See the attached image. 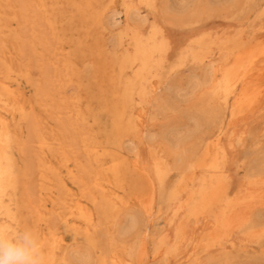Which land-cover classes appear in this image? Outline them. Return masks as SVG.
Returning a JSON list of instances; mask_svg holds the SVG:
<instances>
[{
	"label": "rangeland",
	"instance_id": "rangeland-1",
	"mask_svg": "<svg viewBox=\"0 0 264 264\" xmlns=\"http://www.w3.org/2000/svg\"><path fill=\"white\" fill-rule=\"evenodd\" d=\"M44 1L0 0V22L1 19L6 21V26L3 28L17 32L16 37H10L7 43L9 44L7 57L13 68L12 77L14 82L19 83L16 86H19L29 111L32 110L33 119L31 120L34 121L41 137L40 140L39 137L36 138L28 122L21 119L19 121L22 122L23 132L16 131L18 135L20 133L19 139H14V134L6 138L4 146L18 162L20 168L30 160L33 163H29L26 177L19 176L21 181L25 180L26 190H9L1 196L4 203L8 205V210H0V224L13 229L29 225L39 231L42 230L47 236L46 239L53 242L56 263L60 252L74 244L72 234L89 225L84 220V216L87 215L85 210L89 209L93 216L95 224L93 231L96 240H99L100 233L102 236H107V241L103 239L104 237L101 238L103 244L101 239L97 241L101 248V244L104 247L108 245L110 234L115 231L120 217L128 210L145 211V204L150 202L152 196L151 199L154 198L155 205L153 204V222L149 228L150 236L146 251L133 248L137 246L133 241L131 243L133 247L126 245L127 247L116 251H110L108 246L105 247L108 249L106 251L103 247L106 252L104 253L106 261L101 264H154L157 260L159 262L155 264H170L165 253L161 255L157 252L155 241L166 220L168 223L170 221V213L167 211L168 203L161 195L157 180L153 185L138 183V177L132 172L130 160L134 158V155L129 153L128 148L129 141L133 140L132 135L140 120L138 114L144 106L147 110L149 109L147 124L153 131L174 124L176 131H182L184 134L185 138L181 141L180 149L185 154L187 148H194V143L201 145L216 138L215 134L196 132L195 122L201 121L207 127H212L216 120L219 121L222 116L225 118L228 111H220V106L212 97L205 101L203 98V94H206L205 89L199 88L197 93H194L187 88L189 92L180 91L176 93L179 95L176 97L174 93H170V98L160 94V91L156 93V87L163 85L164 81L172 83L173 88L184 86L188 70L194 67V63L189 59L182 66L171 70L167 78L155 77L146 83L149 102L146 100L143 103L135 96L134 102L132 100L129 106L127 102L124 107L126 109L122 108L119 105V97L122 98L127 94L126 84L128 77L132 74L131 69L121 71L120 67L124 55L123 47L127 44L123 47L117 45L120 38L125 43L129 40L124 30L127 21L122 0H76L79 6L75 5L72 8L67 7L66 3L65 5L60 4L58 0ZM82 4L84 10L82 7L79 8ZM184 6L187 13L178 16L180 22L177 18V26L175 23H172L174 26L168 25L170 31L177 37L206 23L228 25L233 21H243L247 24V21L251 19L255 21V16H257V23H264V0H229L228 3H220V5L212 4L210 0H190ZM109 8L116 9L118 13V23L111 30L106 24L104 25L103 19V12ZM139 11L152 20V14L146 8H140ZM183 16L193 18L189 17L184 20ZM48 20H51L53 25ZM210 54L213 55L214 52ZM7 57L2 60H7ZM220 76L221 73L216 72L215 78L219 79ZM150 83L155 84L152 86ZM37 84L40 87L38 93L35 90ZM155 93L156 96H154ZM201 95L203 97H200ZM3 111L9 115V112L4 109ZM153 120H156L155 123ZM117 122L123 127L121 132H117L114 125ZM244 128L245 134L235 142L236 156L231 165V171L237 183L245 174L264 175V114L253 121L252 126ZM209 129L211 128L204 130ZM189 131L192 132L191 136H188ZM41 140L44 141L43 144ZM133 141L138 145L139 152H148L146 144L138 143L135 139ZM117 142L124 146L123 150L127 158L125 166L123 165L118 172L110 168L109 156L112 153L116 154L119 150ZM25 147L28 150H25ZM90 149L92 151L88 155L87 152ZM176 177V171H171L166 184L172 183ZM80 202H84L83 205ZM78 203L82 205V211L77 208ZM100 205H104L107 212L106 217L100 214ZM258 208L263 218V207ZM53 212L54 216L51 219L49 217L53 215ZM66 221H75L78 225L75 227L73 225V230H71L64 227ZM70 222L67 224L71 225ZM238 232H236L234 244L223 249V252L218 250L212 254L203 250L204 246L199 245L200 249H194L191 251L193 253L188 255L189 260H187L188 257H183L179 261L182 259L181 264H264V237H261L263 240L259 237H251V240L255 239L252 241L248 239L250 242L244 240L243 232ZM196 236H200L198 231ZM77 244L74 245L78 246ZM194 244L190 243L189 247L195 246ZM85 245L92 249L91 244ZM134 252L137 254L133 255ZM180 254L183 253L178 251L174 257L178 258ZM153 257L156 259L154 260Z\"/></svg>",
	"mask_w": 264,
	"mask_h": 264
},
{
	"label": "bare ground",
	"instance_id": "bare-ground-1",
	"mask_svg": "<svg viewBox=\"0 0 264 264\" xmlns=\"http://www.w3.org/2000/svg\"><path fill=\"white\" fill-rule=\"evenodd\" d=\"M128 1L127 3V0H122L127 21L126 29L124 30L129 36V40L125 43L120 38L117 45L123 47L127 44L123 47L124 55L120 67L121 71L131 69L132 74L127 80V94L122 96V98L119 97V105L124 108L128 102L129 106L135 96L145 103L149 99L145 86L146 83L155 77L167 78L171 70L180 65L182 66L189 59L194 63V67L188 70L184 86L173 88L172 83L161 81L164 84L160 87H156L155 85L157 91H154L156 93L160 91V94L166 96V98H170V93H174L173 95L176 97L179 96L176 93L180 91L189 92L187 88H190L194 93H197V89L199 88L201 90L205 89L207 95L203 94L204 97L203 95L200 97H203L205 101L212 97L220 106V111H228V115L225 118L222 116L219 121L216 120L214 125H211L212 127H207L205 123L196 121L195 125L197 127H194L196 132L215 134L216 138L201 145H195L194 143V148H187L185 154L180 149L181 141L185 138L182 131L177 132L174 124L153 131L150 125L147 124L149 109L147 110L146 106L143 105V110L141 113L139 112L140 120L137 128L134 130L132 139H135L138 143L146 144L148 152H139L135 141H129L128 151L134 155V158L130 160L132 172L138 177V183L143 182L153 185L155 180L158 181L159 190H161V195L164 197L165 202L168 203L167 211L170 213L169 223L166 220L161 232L156 237L157 252L161 255L165 253L170 264H181L183 261L182 259L179 261L180 258H187L191 251L200 249L201 246H204L203 250L212 254L218 250H222L221 252H223V249H227L234 244L233 241L236 238L237 231L244 233L243 237H245L244 240L246 239V241H250L251 237H259V239L263 240L261 237H264V217L260 216L262 212L258 210V207H263L262 210H264V175L250 176V174H245L239 183H237L231 171V165L236 156L234 153L235 142L245 134L246 130L244 127L252 126L253 121L264 114V23H257V16L254 18L255 21L251 19L247 21V24L243 21H229L230 24L228 25H210L206 23L196 29L190 31L188 29L189 32L186 31V34L177 37L170 31L169 24L175 23V26H177V18L180 22L178 16L185 15L187 9H185L184 5L190 2V0ZM210 1L212 4L220 5V3H228L229 0ZM58 2L64 5L66 3L69 8L78 5L76 0H58ZM149 4L152 7H147ZM82 6L83 4L79 8ZM140 8H146L152 14V20L143 15L139 11ZM133 10L138 13L135 20L130 19V13ZM45 11L47 12L48 10ZM117 14L116 9L113 8L106 9L103 12L104 25L106 24L110 30L114 29L118 23ZM183 17L184 20L189 17L193 18L191 16ZM48 21L53 25L51 20ZM0 26V210H8V205L4 203L1 196L9 190H26V182L25 180L21 181L19 176L23 175V177H26L29 163L33 162L30 160L27 163L28 165L25 162L23 167L20 168L18 162L4 146L6 138L8 135L14 134V139H19L20 133L18 135L16 131L23 132L22 122L19 121L21 119L28 122L29 128H32V131L34 130L36 138L39 137L40 140L41 137L34 121L31 120L33 119L31 115L32 110L29 111L25 99L22 98L19 86H16L19 83L14 82L12 63L7 57V52H9V44L7 43L10 37H16L17 32L3 28L6 26L4 19H1ZM57 33L61 35V33ZM119 35L121 37V33ZM210 52H214V54L211 55ZM4 57H7V60H2ZM216 72L221 73L219 79L215 78ZM151 84L153 86L155 83ZM39 89V84L35 85L37 93ZM156 93L154 96H156ZM2 108L9 112V115ZM153 121L155 123L156 120ZM114 125L117 128V132H121L122 125L120 126L119 122L114 123ZM206 128L211 129L206 131L204 130ZM122 133L127 134L125 132ZM191 133L188 136H191ZM41 141L43 144L44 141ZM117 145L119 149L117 153L109 155L111 161L110 168L116 172L122 169L127 160L123 150L124 146L118 144V142ZM24 149L28 150L26 147ZM90 151L92 150H88V155ZM103 153L105 152L103 151ZM31 165L33 166V164ZM173 170L176 171L177 177L172 183L167 185L168 174ZM154 186L153 190L155 189ZM151 198L150 202L145 204V211L128 210L120 217L121 219L116 223L115 231L110 234L108 247H105L109 248L110 251H116L119 248H125L126 245L133 247L131 244L133 241L137 244L133 248L146 251L145 248L150 236L149 228L151 222H153L152 218L154 214V198ZM80 203L76 204V206L82 211L84 202L81 203L82 205ZM100 209V214L106 217L107 212L104 205H100ZM85 211L87 215L84 216V220L89 225L83 230H76L72 234V240L74 244L78 243L77 247L82 250L81 259L87 261V264H101L106 261V259L104 260V253L106 252L103 250L104 246L102 245L103 240L101 238L104 237L103 239L107 241V236H102L101 233L100 237L99 235L97 236V239L99 237V240L101 239L102 242V247L100 248L97 244L99 240H96L93 231V228L95 229L93 216L89 212V209ZM81 214L84 215L85 213ZM36 215L39 216L37 213ZM72 215L77 216L78 214ZM52 216H54V212L49 218L52 219ZM75 221H66L64 227L73 230V225L74 227L78 225ZM67 222H70L71 225H68ZM100 225L102 224L100 223ZM50 230L54 231L53 229ZM197 231L200 234L199 237L196 236ZM38 232L41 237V243L50 254L54 264L56 254L53 249V242L46 239L47 236L42 230H38ZM60 239H62L61 236ZM83 243L87 245L91 244L93 250L90 249V246H86ZM190 243H195V246H192L193 248L189 247ZM63 250L60 252L58 259L62 255ZM105 250L107 251L108 249ZM178 251L183 254H180V257L176 258L174 256ZM134 253L133 255L137 254ZM140 254L143 255V253ZM173 257L174 259H171ZM189 259L190 257L187 258V260ZM157 261L159 262V260Z\"/></svg>",
	"mask_w": 264,
	"mask_h": 264
},
{
	"label": "clouds",
	"instance_id": "clouds-1",
	"mask_svg": "<svg viewBox=\"0 0 264 264\" xmlns=\"http://www.w3.org/2000/svg\"><path fill=\"white\" fill-rule=\"evenodd\" d=\"M74 244L63 250L56 264H87ZM0 264H53L41 243L38 230L29 225L18 229L0 224Z\"/></svg>",
	"mask_w": 264,
	"mask_h": 264
},
{
	"label": "snow or ice",
	"instance_id": "snow-or-ice-1",
	"mask_svg": "<svg viewBox=\"0 0 264 264\" xmlns=\"http://www.w3.org/2000/svg\"><path fill=\"white\" fill-rule=\"evenodd\" d=\"M147 7H152V5H147ZM137 15H138V13L135 11V10H133L131 13H130V19L131 20H135L136 19V17H137ZM82 264H84V262L82 261Z\"/></svg>",
	"mask_w": 264,
	"mask_h": 264
}]
</instances>
